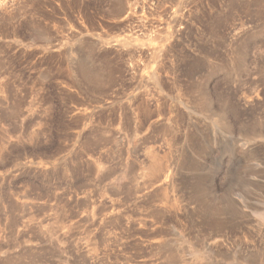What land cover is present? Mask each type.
I'll return each instance as SVG.
<instances>
[{"label":"rangeland","instance_id":"374dc122","mask_svg":"<svg viewBox=\"0 0 264 264\" xmlns=\"http://www.w3.org/2000/svg\"><path fill=\"white\" fill-rule=\"evenodd\" d=\"M193 254L264 264V0H0V264Z\"/></svg>","mask_w":264,"mask_h":264},{"label":"bare ground","instance_id":"6f19581e","mask_svg":"<svg viewBox=\"0 0 264 264\" xmlns=\"http://www.w3.org/2000/svg\"><path fill=\"white\" fill-rule=\"evenodd\" d=\"M170 178H171V176H170ZM149 183H150V182H149ZM170 185H171V184H170ZM252 221H253V220H252ZM223 225H224V223H223ZM252 226H253V225H252ZM243 229H244V228H243ZM250 231H251V230H250ZM175 251H176V250H175ZM179 252H180V251H179ZM188 252H189V251H188ZM175 255H178V256L180 257V255L178 254V252H176ZM171 256H172V255H171ZM176 257H177V256H176ZM176 257H175V258H176ZM179 257H178V258H179ZM180 258H181V257H180ZM195 258H196V255L193 254V259L191 260V262H190L189 264H193V262L195 261ZM176 259H177V258H176ZM180 260H181V259H180ZM193 260H194V261H193ZM178 261H179V260H178ZM182 261H183V260H182ZM182 261H180V262H182Z\"/></svg>","mask_w":264,"mask_h":264}]
</instances>
